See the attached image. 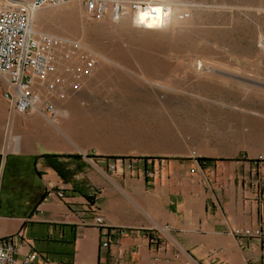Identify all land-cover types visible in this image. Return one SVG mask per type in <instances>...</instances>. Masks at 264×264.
Returning a JSON list of instances; mask_svg holds the SVG:
<instances>
[{
    "label": "crops",
    "instance_id": "0c3cea01",
    "mask_svg": "<svg viewBox=\"0 0 264 264\" xmlns=\"http://www.w3.org/2000/svg\"><path fill=\"white\" fill-rule=\"evenodd\" d=\"M95 68L63 96L39 85L52 111L42 99L35 109L11 105L0 147V236H13L15 256L33 247L35 264H264V159L138 154L128 165L114 154L109 166L111 149L90 113L75 111ZM245 225L261 234L231 230Z\"/></svg>",
    "mask_w": 264,
    "mask_h": 264
},
{
    "label": "rangeland",
    "instance_id": "374dc122",
    "mask_svg": "<svg viewBox=\"0 0 264 264\" xmlns=\"http://www.w3.org/2000/svg\"><path fill=\"white\" fill-rule=\"evenodd\" d=\"M107 2L100 18L83 0H69L41 8L31 23L60 37L59 53L71 50L55 57L52 74L80 87L91 72L77 78L64 65L81 62L80 54L93 60L95 76L77 93L75 111L90 113L93 132L111 149L109 166L114 154L128 165L138 154L264 159V0H167L189 15L152 29L135 24L136 11L124 5L113 17L114 0ZM3 87L0 81V147L12 109ZM48 95L38 99L52 111Z\"/></svg>",
    "mask_w": 264,
    "mask_h": 264
},
{
    "label": "built area",
    "instance_id": "2783aa9c",
    "mask_svg": "<svg viewBox=\"0 0 264 264\" xmlns=\"http://www.w3.org/2000/svg\"><path fill=\"white\" fill-rule=\"evenodd\" d=\"M61 1L64 0L0 1V81L4 85L1 95L9 99L17 110L30 109L38 103V85L42 84L48 92H54L58 96L64 94V86L73 89L78 87L77 79H66L62 72L51 73L56 68L55 57L69 56L70 48H61L59 53V48L62 47L60 37L35 29L31 23L32 10L43 4H57ZM107 4V0H83L84 9L93 18L102 17ZM145 4L142 0H114L110 15L118 16L123 5L124 8H135ZM80 57L81 62L73 66L64 65L68 69L71 67L77 78L89 74L93 66L91 58L81 54ZM46 107L53 109V104L47 102ZM94 221L105 236L100 243L107 244L101 214H95ZM231 230L239 235H259L262 231L259 225L234 226ZM0 252L3 253L0 264H35L34 261L40 254L36 248L31 247L16 257L17 244L12 235L0 236Z\"/></svg>",
    "mask_w": 264,
    "mask_h": 264
},
{
    "label": "clouds",
    "instance_id": "9594fccd",
    "mask_svg": "<svg viewBox=\"0 0 264 264\" xmlns=\"http://www.w3.org/2000/svg\"><path fill=\"white\" fill-rule=\"evenodd\" d=\"M171 12L172 8L169 6L167 7V10H165V6L163 4L143 9L138 7L134 23L137 25H144L149 29L163 28L167 23L166 18L171 14ZM152 13H154V15H152ZM146 17L148 19H146ZM2 255L3 253L0 252V256Z\"/></svg>",
    "mask_w": 264,
    "mask_h": 264
},
{
    "label": "bare ground",
    "instance_id": "6f19581e",
    "mask_svg": "<svg viewBox=\"0 0 264 264\" xmlns=\"http://www.w3.org/2000/svg\"><path fill=\"white\" fill-rule=\"evenodd\" d=\"M0 1H2V0H0ZM67 1H69V0H64V1L59 2L57 4H43V5L39 6L38 8L32 10L31 19H32V22H33V26H34V23H37V21H39L38 15L40 14V12H42V11H40L41 8L46 7V6H50V7L51 6H55V7H58L56 5H60V3H65ZM142 1H144L146 4L144 6H137V7L133 8L132 11H136L137 12V8L138 7L140 9H143V8H148L150 6H160L161 4H163L165 6V10H167V7H169V6L172 8L171 3L167 2V0L166 1L165 0H142ZM66 6L69 7V5H66ZM127 9H128V7H127ZM56 10L57 9H55L53 12L56 13ZM44 11H47V10H44ZM182 11H184V10L183 9H173L172 8V12H171V14L168 17H175V18H179V19H185V17H187L189 14L188 15H183L184 13ZM136 12H135V16H136ZM152 15H154V13H152ZM168 17L166 18V20L168 19ZM146 19H148V18L146 17ZM141 26L146 27L144 25H141ZM36 107H37V104L34 107H32V108L35 109Z\"/></svg>",
    "mask_w": 264,
    "mask_h": 264
}]
</instances>
